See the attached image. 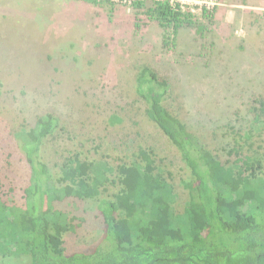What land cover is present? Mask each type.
<instances>
[{
  "label": "rangeland",
  "instance_id": "rangeland-1",
  "mask_svg": "<svg viewBox=\"0 0 264 264\" xmlns=\"http://www.w3.org/2000/svg\"><path fill=\"white\" fill-rule=\"evenodd\" d=\"M138 1L0 0V193L23 201L30 167L18 133L53 114L58 124L42 153L65 188L55 207L76 217L74 228H61L66 252L90 249L104 228L98 200L69 194L76 173L62 166L70 159L105 160L117 171L139 147L152 148L178 194L177 213L189 198L190 167L149 120L137 90L143 66L169 80L165 106L219 160L228 165L240 139L253 164L264 166V0H173L202 34L187 25L174 33L148 13L154 1L172 0ZM121 188L108 185L99 198ZM253 198L248 191L245 200ZM26 263L0 254V264Z\"/></svg>",
  "mask_w": 264,
  "mask_h": 264
},
{
  "label": "trees",
  "instance_id": "trees-1",
  "mask_svg": "<svg viewBox=\"0 0 264 264\" xmlns=\"http://www.w3.org/2000/svg\"><path fill=\"white\" fill-rule=\"evenodd\" d=\"M136 5L148 6L144 0ZM148 13L164 28L172 26L174 33L183 25L200 34L204 31L177 3L154 1ZM210 15L204 7L203 16ZM170 38H164L169 48ZM136 87L149 120L170 137L190 167L183 211L175 210L178 194L165 163L152 148L139 147L117 171L105 160L70 159L62 166L76 173L70 178L69 194L98 200L104 228L90 249L66 252L61 228H74L76 217L54 205L65 188L54 183L42 153L44 140L58 124L48 113L30 130L18 133L30 178L22 202L8 198V191L0 193V254L25 257L26 264H264V166L253 164L240 139L233 142L235 157L229 164L219 160L165 106L169 80L152 67L140 69ZM115 174L117 181L112 178ZM238 176L241 182L234 188ZM117 182L122 185L119 192L99 198L102 190ZM248 191L254 198L245 200ZM125 229L126 240L121 238Z\"/></svg>",
  "mask_w": 264,
  "mask_h": 264
},
{
  "label": "built area",
  "instance_id": "built-area-1",
  "mask_svg": "<svg viewBox=\"0 0 264 264\" xmlns=\"http://www.w3.org/2000/svg\"><path fill=\"white\" fill-rule=\"evenodd\" d=\"M125 2L127 1V0H124ZM129 1V3H131L132 1H134V0H128ZM170 3L172 4V5H175V4H173V0L172 1H170Z\"/></svg>",
  "mask_w": 264,
  "mask_h": 264
}]
</instances>
